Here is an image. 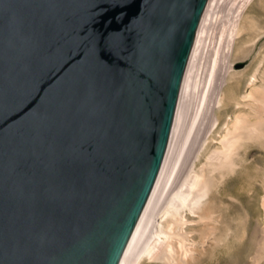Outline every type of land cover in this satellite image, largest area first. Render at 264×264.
<instances>
[{"label":"water","instance_id":"1","mask_svg":"<svg viewBox=\"0 0 264 264\" xmlns=\"http://www.w3.org/2000/svg\"><path fill=\"white\" fill-rule=\"evenodd\" d=\"M207 0H0V264H117Z\"/></svg>","mask_w":264,"mask_h":264},{"label":"bare ground","instance_id":"2","mask_svg":"<svg viewBox=\"0 0 264 264\" xmlns=\"http://www.w3.org/2000/svg\"><path fill=\"white\" fill-rule=\"evenodd\" d=\"M255 2L260 0H207L182 75L161 164L117 264H143L146 259L162 264H188L196 244L189 234L194 225L211 219L210 214L203 213L209 193L227 175L240 170L250 181L248 159L252 144L264 146L263 58L247 77L244 94L230 97L228 87L232 81L240 83L244 78L234 72L232 62L243 50L241 34L250 21L249 9ZM223 18L228 24L221 29L226 37L222 40L223 34L220 35L216 47L213 39L218 35L217 28L225 25H221ZM203 68L207 69L205 73L209 69L207 86L190 114L191 97L197 94ZM228 104L233 105L235 114L226 113L222 121L219 111ZM214 142L217 146L212 148ZM185 212L195 217L182 216Z\"/></svg>","mask_w":264,"mask_h":264},{"label":"rangeland","instance_id":"3","mask_svg":"<svg viewBox=\"0 0 264 264\" xmlns=\"http://www.w3.org/2000/svg\"><path fill=\"white\" fill-rule=\"evenodd\" d=\"M255 4L249 9L250 21L245 24L241 34L240 45L243 50L232 62L234 72L242 74L244 78L240 83L233 81L230 83L228 87L230 97L244 94L247 90V79L262 58V64L264 63V0ZM225 20L223 18L221 25H224V22L225 25L217 28L218 35L215 34L217 37L213 39L216 47L221 40L220 35L223 34L222 40L226 37V33H222L221 30L228 27ZM206 68L202 69L201 78L198 80L195 90L197 94L194 93L191 97L192 105L195 106H190V114L194 112L204 95L209 78V69L206 73L204 71L207 70ZM192 70L194 72L195 69ZM200 86L202 87L199 88ZM187 98L186 96L185 101ZM234 111L232 104H228L225 110H220L222 121L226 119L227 114L234 115ZM177 134L179 135V132H176V138ZM216 146L214 142L212 148ZM261 146L259 143L252 144L248 159L251 162L249 182L243 171L238 169L240 170L238 173L227 175L223 183H218L216 189L212 190L213 193L212 191L209 193L203 213L210 214L211 219L208 218L194 225V230L189 234L190 240L195 241L196 244L193 246L195 249L193 259H190L188 264H253L257 260L256 264H264V240H262L264 238L262 237L264 236V146ZM183 160L184 157L180 161L181 165L184 164ZM182 216L191 219L195 217L188 212L183 213ZM143 264L162 263L146 259Z\"/></svg>","mask_w":264,"mask_h":264}]
</instances>
